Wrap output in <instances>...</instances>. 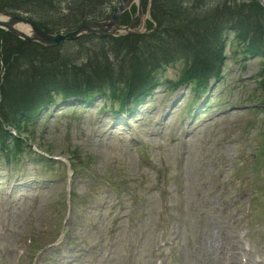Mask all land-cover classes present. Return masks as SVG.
<instances>
[{"label":"rangeland","instance_id":"rangeland-1","mask_svg":"<svg viewBox=\"0 0 264 264\" xmlns=\"http://www.w3.org/2000/svg\"><path fill=\"white\" fill-rule=\"evenodd\" d=\"M227 58L226 72L223 80L218 82L215 98L212 99L209 106V116H206L204 121H200V129L186 141V144H189L186 148L187 155L181 156L179 168L173 166V145L162 141L163 147L165 146L162 152H157L156 149L151 151V148L160 145L157 142V139L160 138L156 134L164 135L163 127L175 125V116L180 114L182 103L190 96L189 92L186 94L185 90L175 94L166 108L161 106L165 90L163 86H160L156 93L152 94L135 112L131 123L125 127H118L116 130L113 129L115 128L113 125L110 127L112 133L107 132H110L112 136L107 135L104 131L99 132V135L93 134L92 130L88 131V125H93V130H96V125L99 122L100 125L103 123V129L104 126L110 124L109 116H102L100 121L95 120L94 109L90 110L85 119L88 121L86 126L80 125L71 130L69 126L71 112L68 111L66 115L59 118L42 119L38 126L35 129L33 127L27 135L34 144L43 149H50L55 155L68 156L69 146L79 148L83 155L86 153L95 158V172L99 175H106L114 167L113 174L125 170L129 175L143 176L141 181L129 184L127 188L131 194L139 193L142 196L138 205L140 207L138 212L141 214H138L137 224L142 223L145 209L147 212L144 222L145 229L148 237L151 238L152 225L159 213L158 200L152 191L153 181L147 175L148 171L141 168L137 156L131 152L125 142L127 134L143 139L150 150L151 159L155 161L154 164L167 170L169 184L165 187L157 184L154 188L157 191L165 188L169 193L172 217L176 220L171 236L181 245L182 264H202L205 258L200 260L198 254L201 250L207 253L206 241L203 242L198 238L203 230L204 236L215 231L217 240L221 231L224 234L232 233L231 220L225 215L226 212L223 213L226 198L215 193L214 186L220 173V170H216V165L228 166L234 160L238 147L233 145L232 139L235 136L236 128L248 116L244 109L235 103L245 100L255 90V73L258 70L257 61H249L247 65H244L245 69H241L238 60L234 59L231 54L227 53ZM176 72L177 70H171L167 75L173 78ZM222 90H224L222 97H226L224 106H220V102L215 101ZM248 118L249 116L246 117V120ZM258 119L261 121L264 117ZM263 128L264 126H262ZM67 138L71 141L70 145L66 142ZM153 139L156 140V143L152 141ZM261 155H264V152ZM0 159L1 164H4V155L0 156ZM30 172L32 174L39 173V170L32 166ZM25 176L32 177L29 173H25ZM135 185L139 187V192H136L137 186ZM77 189L81 200L83 195L86 196V190L82 183L77 184ZM38 191L42 197L39 195L35 199L33 197L26 198L23 203L19 204L11 200V203L9 202L3 211L0 220V232L4 233L3 236L0 235V264L12 263V251L16 249L17 244L22 243L26 234L34 230L37 232L38 240L44 241L45 238L41 232H52L54 219H52L53 215L50 216L49 213L53 211L51 205H56V200L55 203L53 202L55 197L63 193V186L56 184L45 191ZM129 196L125 195L124 198L128 199ZM180 197H184L185 206L184 213L179 217ZM98 202L100 201L98 200ZM47 204L49 208L46 206ZM73 208H75V213L71 219L73 225L70 228L69 238H76V241L71 240V243L65 245V253L69 254L70 259L79 256L83 262L89 259V263L94 264L92 260L90 262L94 251L87 254L83 248H91L103 238L106 240L105 228L109 219H106L105 223L99 222V227H97L91 223V219L88 220V214L83 212L81 201L79 204L73 203ZM85 217L87 221H84ZM119 240L118 250L113 243L108 244L106 254L112 258L111 264H134L136 256L140 257L138 264H150L151 260L145 248L141 255L137 254V247L122 255L123 250L128 247L127 244L131 241L125 235H121ZM218 245L217 242L215 246ZM145 246L147 247V243ZM220 259L222 258L220 257ZM52 260L53 257L49 252L36 260V264L37 262L51 264ZM234 262L237 263V260L235 259ZM248 264L254 263L249 260Z\"/></svg>","mask_w":264,"mask_h":264},{"label":"bare ground","instance_id":"bare-ground-1","mask_svg":"<svg viewBox=\"0 0 264 264\" xmlns=\"http://www.w3.org/2000/svg\"><path fill=\"white\" fill-rule=\"evenodd\" d=\"M227 1V0H226ZM232 0H229V4L231 3ZM189 4L193 5L195 3H201L203 4L207 10H221L222 8H225L224 6L222 7L221 4L224 2V0H188ZM174 4V3H173ZM151 9H153V5L150 6ZM164 7H155L153 9V12H155L156 14L159 12V10L163 9ZM178 11H180V13H175L173 11L170 10H165L164 14L166 16L169 15V17L167 18V21L170 25L175 26V32L178 35H182V36H191V39L193 38V44H197L201 41V37H205L208 34L213 32L212 27H210V25L203 23L202 21H196L193 20L197 17V15H195L196 13H198V11L195 9L194 12H196L194 15H190L187 13L182 12V9H178ZM160 16V15H159ZM160 20H163L162 17H159ZM166 23V21H165ZM199 36V37H197ZM129 47L132 48V46L129 44ZM201 50L198 51V53H200ZM46 65H49L48 63L45 62ZM60 64V63H59ZM61 65V64H60ZM139 72H141L142 74L148 73L147 69H141ZM54 73V72H53ZM7 90V96H8V101L10 102V97L12 95V90L10 89V87L6 88ZM10 104V103H9ZM214 233L212 232L210 234V239L213 237ZM213 241L210 242V250L213 249Z\"/></svg>","mask_w":264,"mask_h":264},{"label":"trees","instance_id":"trees-1","mask_svg":"<svg viewBox=\"0 0 264 264\" xmlns=\"http://www.w3.org/2000/svg\"><path fill=\"white\" fill-rule=\"evenodd\" d=\"M168 17H169V15H168ZM185 39L188 40V37L185 38ZM21 52H22V51H21ZM22 53H23V52H22ZM42 90H43V87L41 86V87H40V94H41Z\"/></svg>","mask_w":264,"mask_h":264}]
</instances>
